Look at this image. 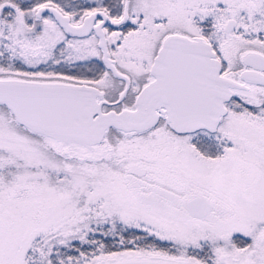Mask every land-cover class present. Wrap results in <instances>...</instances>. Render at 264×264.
I'll return each instance as SVG.
<instances>
[{
    "label": "snow or ice",
    "instance_id": "obj_1",
    "mask_svg": "<svg viewBox=\"0 0 264 264\" xmlns=\"http://www.w3.org/2000/svg\"><path fill=\"white\" fill-rule=\"evenodd\" d=\"M0 264H264V0H0Z\"/></svg>",
    "mask_w": 264,
    "mask_h": 264
}]
</instances>
